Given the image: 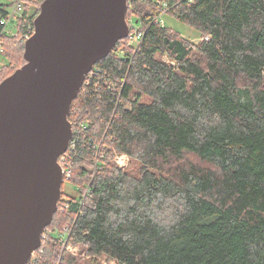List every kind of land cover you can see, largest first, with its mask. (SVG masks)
Here are the masks:
<instances>
[{"label": "trees", "instance_id": "trees-1", "mask_svg": "<svg viewBox=\"0 0 264 264\" xmlns=\"http://www.w3.org/2000/svg\"><path fill=\"white\" fill-rule=\"evenodd\" d=\"M43 1L32 13L24 4V16L36 19ZM161 1L202 39L154 24L158 4L131 0L143 42L119 41L69 115L70 182L91 192L82 206L69 196L28 264H74L54 234L68 225L72 245L116 264H264V0ZM8 7L0 84L18 68L10 46L19 58L25 46L1 24ZM101 140L94 171L90 144Z\"/></svg>", "mask_w": 264, "mask_h": 264}, {"label": "water", "instance_id": "water-1", "mask_svg": "<svg viewBox=\"0 0 264 264\" xmlns=\"http://www.w3.org/2000/svg\"><path fill=\"white\" fill-rule=\"evenodd\" d=\"M129 0H44L25 63L0 84V264H28L62 198L69 115L94 66L129 36Z\"/></svg>", "mask_w": 264, "mask_h": 264}, {"label": "built area", "instance_id": "built-area-1", "mask_svg": "<svg viewBox=\"0 0 264 264\" xmlns=\"http://www.w3.org/2000/svg\"><path fill=\"white\" fill-rule=\"evenodd\" d=\"M131 2V0H129ZM134 1H138V2H154L155 4H158L161 12L159 13V15L153 20V23L156 25H160L162 27L166 26L165 20H164V16L169 14L168 12H170V10L172 9L170 7V5L166 2H162L161 0H134ZM129 2V5H130ZM25 0H17L15 2V5L13 7V10L10 11L9 15L3 19L1 21V24L4 25L5 27V31L7 33V35L12 34L11 32H9L7 30V27L9 25V23L14 22L16 24V34H13L15 36L19 35L21 38V41L23 43H26L27 40H29L35 33V27H34V20L30 19L27 15L24 16V9H25ZM127 24L129 29V36L124 39L126 40V47L128 48H137L139 47V45L143 42L144 40V36H145V32L144 29L142 28L141 24L138 23V21L134 20V17L127 19ZM151 24V23H150ZM3 52V47L0 41V53ZM125 51L124 49H121V51L119 52L120 56H124ZM90 74L88 75V77L86 78V81L84 83V85L87 84L89 78H90ZM83 85V87H84ZM83 89V88H82ZM103 142V140H101V142L96 143L94 141H92V144H90L91 148L96 149L95 152V159L93 161L94 163V171H96L97 165H98V160L100 159V155H101V146L100 144ZM76 148H77V143L76 142H71L70 143V147H69V151H67L64 155H62L59 159V164L62 167L63 170V175H64V182L65 181H69L72 177V165L70 164V158L71 155L76 152ZM115 161L118 165V167L121 170H125L128 167L129 164V158L125 155V154H121V155H116L115 157ZM91 192V185H89L87 188H85V190L83 191L82 194V200L81 202L83 203V201L85 200V198L90 194ZM62 201V202H61ZM70 201L71 198H69L66 195H62V198L60 200V204L58 205V210L60 211V213H64L68 210L69 206H70ZM84 204V203H83ZM58 212V211H57ZM46 231V230H45ZM63 232H60L56 235V237L58 238V240L63 244L64 249L72 252L73 254H75L77 252L78 249H74V247L72 248L69 245V240L70 237L72 235V227H66L64 228V230H62ZM48 236L47 231L44 232L43 236H42V241L44 239H46ZM33 260L36 261L38 260V256L37 253L35 252L34 255H32V259H30V261Z\"/></svg>", "mask_w": 264, "mask_h": 264}, {"label": "rangeland", "instance_id": "rangeland-1", "mask_svg": "<svg viewBox=\"0 0 264 264\" xmlns=\"http://www.w3.org/2000/svg\"><path fill=\"white\" fill-rule=\"evenodd\" d=\"M16 1L17 0H0V4L9 5L10 7H8V10L11 11V10H13V7H14ZM32 2H33V0H31L30 2L25 1V5H28L29 13H32L33 10L35 9V7L38 6L37 4H34ZM164 20H165L167 27L172 28L173 30L180 33L185 38L196 41V42L199 41L200 39H202L201 33L197 29L192 28L189 25H187L186 23L181 22L172 14L171 15L170 14L165 15ZM7 30L12 33L9 36L14 37L15 35H13V34L17 33L16 24L14 22L9 23ZM20 41H21V38H20ZM10 47L11 48L9 49V51L12 52V57H13L12 63L14 66L13 68H17V67L19 68L23 64L22 60H23L24 48H23V50L20 49L22 58L21 57L19 58V55H20L19 54V47L16 45H11ZM9 60L10 59H8L6 56H4V54L0 53V71L2 70L3 66L8 67L10 65ZM95 174H96V172H93V175H95ZM94 177L95 176H93V178ZM62 191H63L64 195H66L68 197L73 196L76 199H78L80 197V194H81V190L69 181L64 182ZM66 227H71V226L70 225L64 226L62 230H64V228H66ZM62 230H60V232H63ZM54 234L56 236L58 233L55 232ZM59 244L61 245V257L65 254H66V256H70L71 258H73L75 260L74 264H116V262L109 260L106 257L100 256V258H95V257L93 258L91 256H87L86 253H84L81 248L74 246V244L72 245V243L70 241H69V245L72 248L74 247V249H78L75 254L65 250L63 244L60 241H59Z\"/></svg>", "mask_w": 264, "mask_h": 264}, {"label": "bare ground", "instance_id": "bare-ground-1", "mask_svg": "<svg viewBox=\"0 0 264 264\" xmlns=\"http://www.w3.org/2000/svg\"><path fill=\"white\" fill-rule=\"evenodd\" d=\"M89 185H91V184L86 185L85 188H87ZM85 188L83 189V191L85 190ZM83 191H81L80 197L78 198V202L81 203V204H80L81 206L83 205V203L81 202ZM87 197H88V196H87ZM87 197H86V198H87ZM86 198H85V199H86ZM84 201H85V200H84ZM84 201H83V202H84ZM69 207H70V206H69ZM68 210H69V208H68ZM68 210H67V211H68ZM64 213H65V212H64ZM71 227H72V226H71Z\"/></svg>", "mask_w": 264, "mask_h": 264}, {"label": "flooded vegetation", "instance_id": "flooded-vegetation-1", "mask_svg": "<svg viewBox=\"0 0 264 264\" xmlns=\"http://www.w3.org/2000/svg\"><path fill=\"white\" fill-rule=\"evenodd\" d=\"M59 204H60V202H59Z\"/></svg>", "mask_w": 264, "mask_h": 264}]
</instances>
